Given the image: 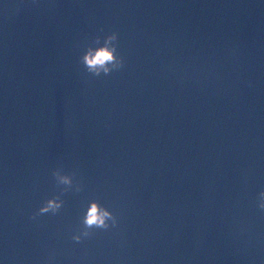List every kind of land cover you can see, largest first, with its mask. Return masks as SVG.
Segmentation results:
<instances>
[{"label": "water", "instance_id": "95a60500", "mask_svg": "<svg viewBox=\"0 0 264 264\" xmlns=\"http://www.w3.org/2000/svg\"><path fill=\"white\" fill-rule=\"evenodd\" d=\"M262 205L264 0H0V264H264Z\"/></svg>", "mask_w": 264, "mask_h": 264}, {"label": "clouds", "instance_id": "9594fccd", "mask_svg": "<svg viewBox=\"0 0 264 264\" xmlns=\"http://www.w3.org/2000/svg\"><path fill=\"white\" fill-rule=\"evenodd\" d=\"M114 59L112 55V50L109 49H100L97 51L95 56H89L86 57V63L89 65L90 68L96 67V66H103L106 62H110ZM58 205H55L54 202L50 201L48 207L54 208ZM264 207V205H262ZM48 208L42 209V211H47ZM109 214L107 212H99L98 207L96 204H93L88 212L87 218H86V224L89 226L97 225V226H103L105 217H107Z\"/></svg>", "mask_w": 264, "mask_h": 264}]
</instances>
